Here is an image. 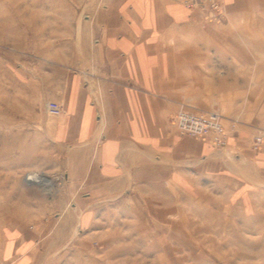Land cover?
I'll list each match as a JSON object with an SVG mask.
<instances>
[{
	"label": "crops",
	"instance_id": "crops-1",
	"mask_svg": "<svg viewBox=\"0 0 264 264\" xmlns=\"http://www.w3.org/2000/svg\"><path fill=\"white\" fill-rule=\"evenodd\" d=\"M68 1L93 23L64 47L74 50L70 59L95 66L94 88L75 74L65 79V113L52 128L53 141L72 148L57 163L77 212L12 224L61 226L48 229L51 246L69 240L77 225L85 240L103 225L125 223L152 226L166 239L161 235L176 224L171 219L181 215L184 194L193 200L264 181V144L251 148L264 129V41L238 40L229 26L251 27V17L264 10L229 11L228 23L215 24L186 8V0ZM181 106L219 111L224 125L234 126L225 145L179 135L174 116ZM120 214L124 221L115 220ZM41 230H16L5 264L17 253L14 264H27L28 245L43 237Z\"/></svg>",
	"mask_w": 264,
	"mask_h": 264
},
{
	"label": "rangeland",
	"instance_id": "rangeland-1",
	"mask_svg": "<svg viewBox=\"0 0 264 264\" xmlns=\"http://www.w3.org/2000/svg\"><path fill=\"white\" fill-rule=\"evenodd\" d=\"M186 1L215 24L228 23L229 11L264 10V0H219L220 12L212 18L199 0ZM251 19L253 25L243 29L230 22L231 31L238 40L264 41V16ZM92 23L78 2L0 0V264H5L2 257L16 230L41 228L43 237L28 245L27 264H264V181L236 193L215 188L193 194V200L192 194H184L188 198L181 215L171 219L176 224H167L161 235L166 239H159L152 226L125 223L103 225L100 235L87 233L85 240L77 225L69 240L51 246L48 229L61 226L11 223L15 218L45 222L77 212L76 195L63 183L57 163L72 148L55 143L52 128L55 118L65 113L61 90L70 74L78 75L84 88H94L90 78L95 66L70 59L72 49L64 47L78 42L82 27ZM30 174L48 179V190L26 180ZM19 254L10 264L20 260Z\"/></svg>",
	"mask_w": 264,
	"mask_h": 264
},
{
	"label": "built area",
	"instance_id": "built-area-1",
	"mask_svg": "<svg viewBox=\"0 0 264 264\" xmlns=\"http://www.w3.org/2000/svg\"><path fill=\"white\" fill-rule=\"evenodd\" d=\"M219 0H199L202 6L210 11V16L215 18L216 12H220ZM187 8H194V4L185 1ZM175 128L179 134L187 135L193 138L208 140L214 144L223 147L226 138L233 129H228L223 121L222 115L217 110L210 111H190L181 106L174 117ZM264 140V130L260 129L253 138V149L258 151Z\"/></svg>",
	"mask_w": 264,
	"mask_h": 264
},
{
	"label": "bare ground",
	"instance_id": "bare-ground-1",
	"mask_svg": "<svg viewBox=\"0 0 264 264\" xmlns=\"http://www.w3.org/2000/svg\"><path fill=\"white\" fill-rule=\"evenodd\" d=\"M26 180H31L34 182H38L39 184H41L46 190H48L47 187H49L51 185V182L46 179L44 176L41 175H34V174H30L28 177L25 178Z\"/></svg>",
	"mask_w": 264,
	"mask_h": 264
}]
</instances>
